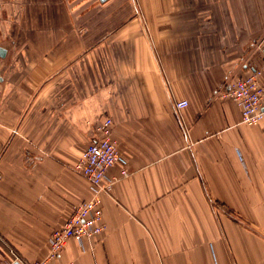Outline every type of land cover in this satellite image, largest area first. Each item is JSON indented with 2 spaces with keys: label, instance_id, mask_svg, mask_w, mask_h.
Instances as JSON below:
<instances>
[{
  "label": "crops",
  "instance_id": "0c3cea01",
  "mask_svg": "<svg viewBox=\"0 0 264 264\" xmlns=\"http://www.w3.org/2000/svg\"><path fill=\"white\" fill-rule=\"evenodd\" d=\"M0 50V260L47 256L111 118L130 174L54 264H264V121L220 98L264 82V0H0Z\"/></svg>",
  "mask_w": 264,
  "mask_h": 264
},
{
  "label": "built area",
  "instance_id": "2783aa9c",
  "mask_svg": "<svg viewBox=\"0 0 264 264\" xmlns=\"http://www.w3.org/2000/svg\"><path fill=\"white\" fill-rule=\"evenodd\" d=\"M262 71L257 70L246 77L228 82L220 92L221 99L232 100L242 113V124L258 126L264 121V82ZM187 102H179L177 109L182 110ZM121 166V176L127 178L128 162L119 149V142L114 136L113 121L107 118L97 127L94 139L84 150L75 170L87 180L91 198L80 204L73 215L59 229L55 230L49 240L50 249L47 256L32 264H54L61 256L70 239L83 244L101 236L106 227L100 196L110 192L118 180L110 176V170ZM0 264H27L20 260L16 253L10 252V258H1Z\"/></svg>",
  "mask_w": 264,
  "mask_h": 264
},
{
  "label": "water",
  "instance_id": "95a60500",
  "mask_svg": "<svg viewBox=\"0 0 264 264\" xmlns=\"http://www.w3.org/2000/svg\"><path fill=\"white\" fill-rule=\"evenodd\" d=\"M4 53V50H0V54H3Z\"/></svg>",
  "mask_w": 264,
  "mask_h": 264
}]
</instances>
